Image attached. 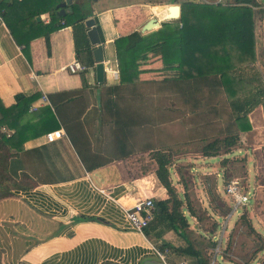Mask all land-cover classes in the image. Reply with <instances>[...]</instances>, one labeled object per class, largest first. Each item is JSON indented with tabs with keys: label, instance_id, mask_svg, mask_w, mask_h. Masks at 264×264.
I'll return each instance as SVG.
<instances>
[{
	"label": "crops",
	"instance_id": "obj_1",
	"mask_svg": "<svg viewBox=\"0 0 264 264\" xmlns=\"http://www.w3.org/2000/svg\"><path fill=\"white\" fill-rule=\"evenodd\" d=\"M83 2L87 4L86 12H92L88 19L97 20L102 31L104 83L97 81L95 47L90 45L85 26L88 19L52 33L49 46L46 37L41 36L32 40L28 48L16 41L5 21L0 23L1 102L9 108L16 104L19 94L37 96L31 106L33 120H39L51 110L60 126L56 131L63 133V137L54 142H48L46 134L26 145L29 149L41 148L43 155L47 154L46 164L40 167L48 172L42 180L24 185V190L16 196L0 201V264L160 263L150 250L152 241L134 229L125 210L147 198L163 200L168 196L154 174L137 177L132 161L116 154L110 122L113 119L99 108L105 87L120 83L115 41L141 31L152 18H156L162 28L167 22L155 14V7L160 9L162 5L171 4L152 0H114L112 3L109 0H70L68 7L78 4L79 13L83 14ZM38 18L45 24L50 22L48 14ZM152 53L155 60L151 62L144 55ZM135 58L139 68L147 62L159 65V74L154 73L156 77L148 74V80L143 81L180 78L181 61L176 41H161L139 51ZM74 62L87 66L82 71L85 85L82 72L69 70ZM114 72L119 73V79ZM67 92L75 94V101L54 110L48 96ZM260 114L258 109L251 119ZM89 167L94 169L88 171ZM256 229L264 234V228ZM180 238L170 231L158 244L186 246ZM183 260L186 259L172 254L169 264H180Z\"/></svg>",
	"mask_w": 264,
	"mask_h": 264
},
{
	"label": "trees",
	"instance_id": "obj_2",
	"mask_svg": "<svg viewBox=\"0 0 264 264\" xmlns=\"http://www.w3.org/2000/svg\"><path fill=\"white\" fill-rule=\"evenodd\" d=\"M63 1L0 0V12L19 44L28 48L32 40L44 36L49 46L52 33L62 29L65 25L75 26L76 23L85 22L92 15L90 10L86 12L87 4L83 2V14L79 13L81 6L75 4L72 7V12L66 17L58 16L57 6ZM170 4L181 5L182 12L179 20L164 23L160 30L150 34L144 35L141 31H135L115 41L120 83L116 86L105 87L101 95L99 111L113 119L110 122L113 127L112 139L116 145V154L122 159L132 161L133 164L138 162V160L134 161L135 157L141 154L149 156V160L156 166L151 173L155 175V179L168 196L163 200L151 198L155 203V208L153 209V219L144 229L146 237L162 248H170L173 255H178L186 260L190 259L189 264H209L217 246H219L216 239L219 219L228 214L231 219L237 212H233L232 198L226 192L227 185L237 180L243 186L244 191L250 193V190H246L248 187L245 188L241 178L233 177L227 167L232 161H236L230 156L235 152L233 150L243 142L242 135L251 132L256 123L261 125L262 122L264 123V77L251 65L258 58L255 9L263 3L260 0H224V4L171 0ZM44 14H48L50 17L48 24L37 21V18ZM95 21L101 34L98 21ZM172 40L179 43L180 78L150 83L141 82L135 55L161 41L170 42ZM83 67L87 69V66ZM83 72L81 77L85 85L86 80ZM144 85L151 86L152 94L154 96L158 94L161 100L162 97L169 96L175 98L174 101L184 99V104L194 102L196 105V101L197 106L202 103V97L207 90H212L217 95H223L229 101L230 113L233 118L231 127L237 128L200 139L196 142L199 144V148L194 150L191 149L193 147L188 141V143H181L182 145L176 149L151 148L142 151L143 153L136 152L139 131L143 130L148 123L154 122L152 119L147 120L142 115L146 112L145 109H148L146 107L150 105L145 103L147 101L145 94L141 92ZM156 85H160L162 89L168 91L161 90L160 93H156V89H160ZM130 95L131 97H128ZM74 96V93L67 92L50 95L48 99L53 109L58 110L63 105L74 102ZM36 99L37 96L28 97L19 94L16 97V104L9 108L5 107L0 100V201L14 197L17 192L24 190V186L18 182L21 177L39 181L45 178L48 172L41 168L42 166L40 167L41 164H46L47 154L43 155L41 148L29 149L26 145L30 141L58 130L60 126L57 117L51 110H47L48 114L42 115L39 120H33L30 112ZM169 102L176 106L172 100ZM155 106L160 109L159 106ZM259 108H262L263 111L261 109L259 117L254 116L252 120L251 115ZM184 147L187 149H183ZM192 153L211 159V162L214 159L218 161L221 159V170L212 162L213 172L202 176L204 190L210 202L209 207L195 205L189 191L196 177L193 172L195 164L189 160ZM247 155L249 154L243 156L245 161L243 174L248 180L251 160ZM256 161L254 162L256 163ZM28 167L34 170L32 174L27 171ZM173 168L179 178L176 183L172 177ZM92 169L94 168H87L88 171ZM146 175L149 174L145 171L137 177L141 178ZM218 177H222L224 182V195L220 192L222 190L219 189L220 179ZM7 181L11 182L13 187L6 185ZM255 181L257 183L264 181V176L256 175ZM260 185L264 187V182ZM252 198H250V203ZM250 203L238 210V221L246 228L253 229V232L259 237L264 238V234L258 232L253 225L252 211L248 208ZM259 207L262 206L259 204ZM200 212L207 217L211 225L208 238L205 236L206 244L195 243L193 237L201 236L202 233L199 234L191 226L189 220V218H193L198 222L201 217ZM170 231L182 237L186 246L174 247L170 243L158 244ZM208 240L210 241L206 246ZM220 249L222 253L217 264H221V261L236 264L231 260H225L222 243H220ZM260 252L263 253L264 249Z\"/></svg>",
	"mask_w": 264,
	"mask_h": 264
},
{
	"label": "rangeland",
	"instance_id": "obj_3",
	"mask_svg": "<svg viewBox=\"0 0 264 264\" xmlns=\"http://www.w3.org/2000/svg\"><path fill=\"white\" fill-rule=\"evenodd\" d=\"M113 1L114 0H109V3H112ZM120 1L124 2L125 0ZM194 1L203 2L206 4H221L219 3V0ZM260 1L263 4L255 9L256 53L258 58L251 65H253L256 70H258L264 77V0ZM152 2L168 4L171 2V0H152ZM155 9V14L157 15L159 7H155ZM164 13H162L164 19H171L167 18V12ZM167 49L171 50V47H168ZM144 57H147L146 59H149V61L151 62L155 60V57H153V53L151 55H144ZM158 67L159 65H157L156 63L150 64V62L143 63L141 68L138 67V71H141V73L146 76H140L141 82H156L143 80H148V74H150L151 77H156V75L159 74ZM154 73H156V75H154ZM169 75L170 74H168V76ZM156 86L160 88L156 89V93H160L161 90L163 92L168 91L162 89V86L160 85ZM141 92L145 94V99L147 100L145 101V103L150 104L146 107L148 109H145L146 112L142 113V115H144L147 120L152 119L154 120V122L148 123V125H146L143 130L139 131L137 139L138 145L135 148L136 152L143 153L142 151L149 150L151 148L163 150L168 148L176 149L180 147V145H182L181 143H188V141L193 147L191 148L190 146V148L194 150L199 148V144H197L196 142L200 141V139L206 137L208 138L211 135H217L219 133L235 130L237 128L231 127L233 124V118L231 117L228 99L223 95L214 94L212 90L206 91V94L202 97V103L199 104L200 106H197L196 101V105H194V102H191L190 104H184V99H176L174 101L173 99L175 98H170L169 96L167 98L162 97L161 100V98L158 97V94H155L156 96L152 94V88L149 85H144V88L142 87ZM128 97H131V95ZM171 100L172 102L176 103V106L170 104L169 101ZM155 105L159 106L161 110ZM164 108L170 109L164 110ZM261 109L262 108H259V110ZM257 110H255L254 113H256ZM261 111H263V109ZM256 124L251 132L244 133L242 135L243 142H241L239 146L235 148V150H233L235 152L232 153V155L230 156L232 159L235 158L236 161H232L227 168L228 171L232 173L233 177L239 176L241 178L245 188L248 187L246 189L247 191L250 190V196L253 198L248 208L252 211L251 214L253 218V225L256 228H264V187L260 185L264 181L260 183H257L255 181L256 175L261 177L264 176V123L262 122V125ZM183 149L187 148L184 147ZM246 154H249L247 156H249L251 160V165L249 166L251 171L248 180L244 177L245 174H243L245 165L243 156ZM196 155V153H192L189 158V160L195 164V169L193 172L194 174H196V177L192 182V187L189 191L191 197L195 202V205H197L198 207L201 205L204 207H209L210 202L204 190V178H202V176L204 174L213 172L212 162L213 165H217V167L221 170V159H219V161L217 159H214L211 162L210 160H203L202 157L198 158L199 156ZM135 158L136 159H134V161H141L140 163L137 162L136 164H132L133 171L137 175L140 176L141 173H145V171L148 172L149 175L153 174L151 172L155 170L156 166L149 160V156L146 157V155L141 154ZM254 161H256V163ZM28 169L27 171L32 174L34 170L31 167H28ZM172 177L175 183L178 182L179 178L174 168L172 169ZM219 179V189L222 190L220 192L222 195H224V182L222 180V177H220ZM30 181L33 180H28L26 177H21L18 182L23 186H28L30 185ZM6 185L13 187V184L8 181L6 182ZM180 189L182 194V186L180 187ZM259 204L262 206L261 208L259 207ZM238 214L239 211H237L231 219L229 214L224 217L221 216L222 218L219 219V226L217 229L218 231L216 233V239L218 240L219 244L220 242L222 243V248L225 250V260H231L236 264H258L260 262L264 263V252H260L264 249V238H262L261 236L259 237V235L253 232V229L249 227L246 228L245 225H243L242 223L240 224V222L238 221L239 219L237 218ZM200 215L201 217L198 222L193 218H189V220L191 222V226L195 228V230L199 234L202 233L201 236L193 237L195 243L206 244L204 240H207L206 237L208 238L207 235L208 232L211 230V225L208 222L206 216H203L201 212ZM229 219L230 223L228 222ZM180 241L183 244L186 243L185 240L182 238H180ZM209 241L210 240L207 241L206 246H208ZM221 262V264L226 263L224 261Z\"/></svg>",
	"mask_w": 264,
	"mask_h": 264
},
{
	"label": "built area",
	"instance_id": "obj_4",
	"mask_svg": "<svg viewBox=\"0 0 264 264\" xmlns=\"http://www.w3.org/2000/svg\"><path fill=\"white\" fill-rule=\"evenodd\" d=\"M219 3L224 4V0H219ZM0 23L4 24V19L2 13L0 12ZM69 70L72 73L82 72L85 68L78 62H74L69 66ZM116 79H119V73L114 72ZM63 137L61 131L51 132L46 135L48 142H54ZM227 194L232 198L233 201V212L238 211L241 207H244L250 203V193L244 191L243 186L239 181H232L227 185ZM155 208L154 201L149 198L143 201H139L133 208L127 209L126 216L131 222L132 226L136 231L141 234L144 233V229L147 227L149 222L153 219V209ZM221 243V242H220ZM150 250L157 256L161 264H169V258L172 251L168 247L162 248L160 245L152 244L150 245ZM214 257L209 264H217L218 258L220 257L222 251L220 249V244L214 252ZM180 264H189L187 260H183Z\"/></svg>",
	"mask_w": 264,
	"mask_h": 264
},
{
	"label": "water",
	"instance_id": "obj_5",
	"mask_svg": "<svg viewBox=\"0 0 264 264\" xmlns=\"http://www.w3.org/2000/svg\"><path fill=\"white\" fill-rule=\"evenodd\" d=\"M68 2H70V0H68ZM68 2H62L57 6V8L59 9V11L57 13L58 16H65L67 12H72V8L68 7L69 6ZM161 8H163V7H161ZM166 12H168V15L171 17V19H166V18L164 19L163 14L158 12V15L160 16V18L163 21L179 20L181 18V12H182L181 5L171 4L166 9ZM38 21H40V18H38ZM148 25L154 26V29L146 32L145 28ZM85 26L88 28L87 35L89 38L90 45L92 47H95V49L93 50V55H94V60L96 63L95 69H96L97 81L99 83H104L105 82V76H106L105 66H104V46L102 43L100 33L97 29L95 19L90 18V19L86 20ZM160 28H161L160 22L156 18H152L146 25H144L142 27L141 32H142V34L146 35V34L154 32ZM145 264H161V263H155V262L149 261V262H146Z\"/></svg>",
	"mask_w": 264,
	"mask_h": 264
},
{
	"label": "bare ground",
	"instance_id": "obj_6",
	"mask_svg": "<svg viewBox=\"0 0 264 264\" xmlns=\"http://www.w3.org/2000/svg\"><path fill=\"white\" fill-rule=\"evenodd\" d=\"M167 8H168V7H163V8L160 7L159 12H160V13H164V12H166V9H167ZM164 10H165V11H164ZM167 18H171V17L168 15V12H167ZM152 29H154V26H151V25H148V26L145 28L146 32H147V31H151Z\"/></svg>",
	"mask_w": 264,
	"mask_h": 264
}]
</instances>
